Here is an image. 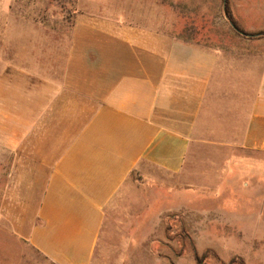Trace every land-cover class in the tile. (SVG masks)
Wrapping results in <instances>:
<instances>
[{
    "label": "crops",
    "instance_id": "1",
    "mask_svg": "<svg viewBox=\"0 0 264 264\" xmlns=\"http://www.w3.org/2000/svg\"><path fill=\"white\" fill-rule=\"evenodd\" d=\"M127 16L78 14L0 66V216L52 264H93L132 175L184 178L205 146L243 150L246 190L264 184V55Z\"/></svg>",
    "mask_w": 264,
    "mask_h": 264
},
{
    "label": "rangeland",
    "instance_id": "2",
    "mask_svg": "<svg viewBox=\"0 0 264 264\" xmlns=\"http://www.w3.org/2000/svg\"><path fill=\"white\" fill-rule=\"evenodd\" d=\"M133 13H150L154 28L210 50L264 55V0H0V66L42 34L62 37L78 14ZM5 32L15 33L9 50ZM246 156L205 146L184 178L132 175L134 188L104 223L93 264H264V184L246 190ZM0 264L52 263L0 216Z\"/></svg>",
    "mask_w": 264,
    "mask_h": 264
}]
</instances>
